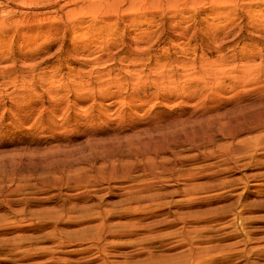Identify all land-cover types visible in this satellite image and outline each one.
Instances as JSON below:
<instances>
[{
  "label": "rangeland",
  "instance_id": "1",
  "mask_svg": "<svg viewBox=\"0 0 264 264\" xmlns=\"http://www.w3.org/2000/svg\"><path fill=\"white\" fill-rule=\"evenodd\" d=\"M76 1L0 0V264H264V0Z\"/></svg>",
  "mask_w": 264,
  "mask_h": 264
},
{
  "label": "bare ground",
  "instance_id": "2",
  "mask_svg": "<svg viewBox=\"0 0 264 264\" xmlns=\"http://www.w3.org/2000/svg\"><path fill=\"white\" fill-rule=\"evenodd\" d=\"M76 1V0H75ZM98 1V0H97ZM112 1V0H111ZM110 0H106V4L104 5L105 7H103V9H106L105 11H107V14L108 15H113V14H118V12H120V10L123 8V6H125V5H127V6H129V7H131L132 9H137L138 10V8H139V6H144V5H149V8H148V10L149 9H152L153 7H154V5H163L164 4V2L166 3H170V1L172 2V0H113L112 2H111ZM174 1H176V0H174ZM207 1V0H206ZM76 2H78V0L76 1ZM81 2V1H80ZM85 2H86V0H85ZM89 2V1H88ZM91 2V1H90ZM93 2H95V1H93ZM102 2V1H101ZM185 2V1H184ZM211 3H216L217 5H216V8H218V7H223V6H225V5H229V4H234V0H212V1H210ZM92 3V2H91ZM98 3H100V2H98ZM104 3V2H103ZM206 3V2H205ZM84 4V3H83ZM97 5V4H96ZM211 5V4H210ZM102 6H103V4H102ZM213 6H214V4H213ZM13 8V7H12ZM15 8V7H14ZM1 11H0V33H3V34H7L8 32H10V31H12V33H14V35L13 36H15L16 38H18V39H20L21 40V44L23 45V47L24 48H27V47H30V46H32L33 44H34V41L33 40H36V38L34 39V37H37V35H39L37 32L39 31V30H41L42 28H43V20L44 19H42V18H40V19H42V23H40V25H41V27H40V25H38L37 23H36V20H34L35 19V17H37L38 16V14L37 15H35V14H33V13H31V14H29V13H26V12H24V13H21L22 11L21 10H19V11H21V12H17V11H14V10H12L11 8H9V9H4V10H2V9H0ZM81 12V11H80ZM115 15H113V16H115ZM40 17V16H39ZM61 17V16H60ZM116 18H117V16H116ZM51 20V19H50ZM38 21V20H37ZM48 21V20H47ZM54 20L52 19V21L51 22H53ZM40 22V21H39ZM46 23V22H45ZM44 23V24H45ZM48 23V22H47ZM28 24H30V25H28ZM49 24V23H48ZM47 24V25H48ZM46 25V24H45ZM48 26H50V24L48 25ZM23 30H26L25 31V33H23L22 34V31ZM104 32H106V30L104 31ZM76 33V32H75ZM75 33H74V36L76 37V35H75ZM181 34H186V32H179V33H176V34H174V36L176 37L175 39H177V38H179V39H185L186 38V36L187 35H183V36H181ZM54 35H55V33H54ZM104 36H111L112 37V39H113V43L112 44H110L109 45V47H107V48H105V44H109V42H111V41H102L101 42V45L102 46H100L101 47V49H103L104 51H107V53H105V55H104V57H98V59H91L92 61H93V64L94 65H99V62L101 63V61H102V63H104L103 61H105V60H103V59H109L110 58V56H111V54H113V53H111V50L113 49L114 50V52H117L118 50L119 51H121V50H123L124 51V49L122 48L123 46H125V42L123 41V39H121V38H119L118 36L116 37V41H115V39H114V37H115V35H111V34H104ZM98 37H102L101 39H103V31H102V33H98L97 35H94L93 36V38L96 40ZM233 37V36H232ZM111 38H109V40H110ZM171 40V39H170ZM189 40V39H188ZM173 41V40H172ZM141 44V43H140ZM87 48V50L90 48V47H86ZM99 50V49H98ZM102 50V51H103ZM135 52H137L138 54H140L141 52H144L145 50H143V49H141V48H139V47H135L134 49H133ZM100 51V50H99ZM88 53V52H87ZM101 53H103V52H101ZM104 54V53H103ZM115 54V53H114ZM112 57V56H111ZM91 62V61H90ZM18 65V64H17ZM16 69V63H13V61L11 62V64L9 65V66H5L4 65V67H2V71H1V73H5L4 75H6V74H9L10 75V73L9 72H11L13 69ZM21 69H23V68H21ZM170 70V69H169ZM163 72V71H162ZM161 72V73H162ZM166 72V71H165ZM1 73H0V75H1ZM98 73V72H97ZM169 73V72H168ZM154 74H155V72H154ZM157 75L159 74V73H156ZM167 74V73H166ZM136 75V74H135ZM137 75H139L138 73H137ZM3 76V75H2ZM160 77H161V75H159ZM167 76V75H166ZM134 77V76H133ZM137 77V76H136ZM135 77V78H136ZM172 77V76H171ZM0 78H1V76H0ZM158 78V77H157ZM4 79V78H3ZM3 79H1V80H3ZM21 79V78H20ZM124 79V78H123ZM154 79H155V77H154ZM168 79V78H167ZM195 79V78H194ZM117 80V79H116ZM125 80V79H124ZM139 80V79H138ZM161 80V79H160ZM160 80H158V82L160 81ZM162 80H165L164 78H162ZM162 80H161V82H162ZM23 81V80H22ZM152 81V83H154V81H153V79L151 80ZM157 81V80H156ZM116 82V81H115ZM117 82H118V80H117ZM112 83H113V80H112ZM151 83V84H152ZM166 83V82H165ZM119 84H120V82H119ZM119 84H117V87H118V85ZM150 84V83H149ZM158 84V83H157ZM156 84V85H157ZM142 85V84H141ZM121 86V85H120ZM119 86V87H120ZM155 86V85H154ZM110 88V87H109ZM165 88V87H164ZM23 91V90H22ZM107 93V88H105V90H103V92H101V96H105V94ZM108 94V93H107ZM107 96V95H106Z\"/></svg>",
  "mask_w": 264,
  "mask_h": 264
}]
</instances>
